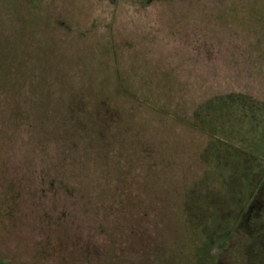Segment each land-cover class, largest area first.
Returning a JSON list of instances; mask_svg holds the SVG:
<instances>
[{
  "label": "rangeland",
  "instance_id": "374dc122",
  "mask_svg": "<svg viewBox=\"0 0 264 264\" xmlns=\"http://www.w3.org/2000/svg\"><path fill=\"white\" fill-rule=\"evenodd\" d=\"M223 101L264 106V0H0V264H264Z\"/></svg>",
  "mask_w": 264,
  "mask_h": 264
},
{
  "label": "trees",
  "instance_id": "16d2710c",
  "mask_svg": "<svg viewBox=\"0 0 264 264\" xmlns=\"http://www.w3.org/2000/svg\"><path fill=\"white\" fill-rule=\"evenodd\" d=\"M263 114L264 106L258 104L257 109L252 110L250 115L251 119L247 125L246 122L243 123V117L238 112L236 104L229 101H223L220 104L219 110L214 112L211 116H208V118L204 121V126L195 123V121L192 122V126L201 131L207 132L212 136H217V134L220 135L218 136L219 138L215 140L216 143L211 146L210 149L212 150L213 146H216V144L238 148L234 143L243 142L245 135L248 136L251 133L252 137L255 138L259 134L260 123L264 120ZM238 123L241 125L239 126ZM215 126H217V129H215ZM219 130L221 133L218 132ZM208 155L210 158L214 159L213 156L215 155H213L211 150Z\"/></svg>",
  "mask_w": 264,
  "mask_h": 264
}]
</instances>
